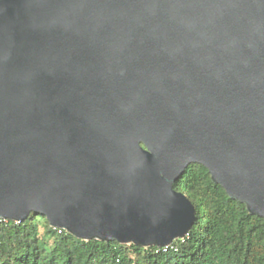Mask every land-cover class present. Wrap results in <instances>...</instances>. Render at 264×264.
<instances>
[{"label":"water","instance_id":"obj_1","mask_svg":"<svg viewBox=\"0 0 264 264\" xmlns=\"http://www.w3.org/2000/svg\"><path fill=\"white\" fill-rule=\"evenodd\" d=\"M190 163L264 218V0H0V218L164 247Z\"/></svg>","mask_w":264,"mask_h":264},{"label":"trees","instance_id":"obj_2","mask_svg":"<svg viewBox=\"0 0 264 264\" xmlns=\"http://www.w3.org/2000/svg\"><path fill=\"white\" fill-rule=\"evenodd\" d=\"M173 188L191 201L196 219L172 247L83 240L30 213L22 222L0 219V264H264V218L229 197L206 167L190 163Z\"/></svg>","mask_w":264,"mask_h":264},{"label":"built area","instance_id":"obj_3","mask_svg":"<svg viewBox=\"0 0 264 264\" xmlns=\"http://www.w3.org/2000/svg\"><path fill=\"white\" fill-rule=\"evenodd\" d=\"M0 219H2V220H7V219H4V218H0ZM15 222H18V221H15ZM58 229V231H61V228H57ZM182 238V237H181ZM172 243V242H171ZM171 243L169 244V245H167V246H164V247H157V246H155V247H157L158 249H163V250H165L167 247H169V246H171ZM172 247V246H171Z\"/></svg>","mask_w":264,"mask_h":264},{"label":"rangeland","instance_id":"obj_4","mask_svg":"<svg viewBox=\"0 0 264 264\" xmlns=\"http://www.w3.org/2000/svg\"><path fill=\"white\" fill-rule=\"evenodd\" d=\"M41 224H43V223H42V220H40V228H39L40 233H41V231H42V228H41L42 226H41Z\"/></svg>","mask_w":264,"mask_h":264}]
</instances>
